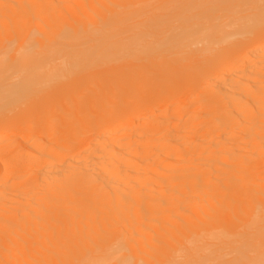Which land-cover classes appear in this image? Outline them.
<instances>
[{"label": "bare ground", "instance_id": "bare-ground-1", "mask_svg": "<svg viewBox=\"0 0 264 264\" xmlns=\"http://www.w3.org/2000/svg\"><path fill=\"white\" fill-rule=\"evenodd\" d=\"M156 1L0 0V264H264V0ZM236 41L183 80L114 66Z\"/></svg>", "mask_w": 264, "mask_h": 264}, {"label": "rangeland", "instance_id": "rangeland-1", "mask_svg": "<svg viewBox=\"0 0 264 264\" xmlns=\"http://www.w3.org/2000/svg\"><path fill=\"white\" fill-rule=\"evenodd\" d=\"M158 5L159 3L156 0H151V2H149L146 5L132 6L131 10L138 13L137 16L140 19H144L148 21L149 19L157 18V16H160L162 14L163 8L162 7L159 8ZM251 32L252 30L248 31V34L250 33V35H252ZM240 43H241L240 41H236L235 43L227 45L223 49L213 50L212 53H210L208 57L202 59L201 61L194 57H190L188 55H187L188 58L181 59V56H178L171 52H167L161 56L148 57V56H145V54H141L136 57L132 56L130 58L125 59V61H122V60L116 61V63H114V66L116 68H119L121 66L142 65L148 69H153L156 67V69L158 70L157 72H159L158 74L160 76L162 73H168L169 75H172L173 78L177 77L183 80L184 75L187 76V75L195 74V70H193V68L197 66L199 63L204 64L208 62L209 60L214 59L216 56L223 55L227 53L229 49L239 47ZM184 63H187L189 65V68L187 70L184 67L185 65ZM168 65L170 67H167ZM108 68L109 67H107L106 65H100V66H97L93 71L82 70L76 73H71L72 75L70 74L68 79H65L63 82H55L51 84L52 86H50V88L47 90L51 92H57L61 85L63 86L64 84L65 85L69 84L70 81L73 82V81H76V79H82L84 80L83 82H85V84H89L91 81L90 79H91L92 74H94L95 72L105 71ZM90 88L96 90L95 86L92 84L90 85ZM44 93H46V90L44 91ZM174 106H175V103L173 102L167 105H163L160 109V113L172 114L176 110ZM15 108H17L16 110L20 109L19 106H16ZM83 108H84V105L81 104L79 106V109L82 110ZM227 233L228 232H225L222 230L217 231V232L214 231L213 233L211 232V234H208V236L211 235V237L207 238V239H210V242H207L206 237L204 236L197 237L194 235L189 240L181 242V243L173 244L171 246L164 244L163 248H167L169 249V251L171 250V251L179 252L182 254H185L184 252H187L188 255L199 256V258L210 256V255H218L221 253V251H226L233 245L230 242V239L226 237ZM197 239H200V240H197ZM132 247L138 251H141L143 249H151L152 247H154V244H151V243L144 244V243H140L136 241L134 244L131 242L130 244L126 245L125 249L131 251ZM178 255H181V254H178ZM174 261L175 260L170 259L169 262L168 261L167 262L169 264H177Z\"/></svg>", "mask_w": 264, "mask_h": 264}]
</instances>
